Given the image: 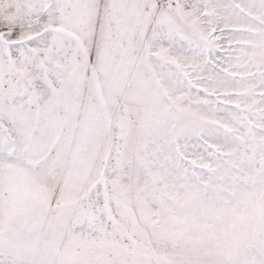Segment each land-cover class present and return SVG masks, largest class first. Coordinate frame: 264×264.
<instances>
[{"label": "snow or ice", "instance_id": "6c2138e0", "mask_svg": "<svg viewBox=\"0 0 264 264\" xmlns=\"http://www.w3.org/2000/svg\"><path fill=\"white\" fill-rule=\"evenodd\" d=\"M0 264H264V0H0Z\"/></svg>", "mask_w": 264, "mask_h": 264}]
</instances>
